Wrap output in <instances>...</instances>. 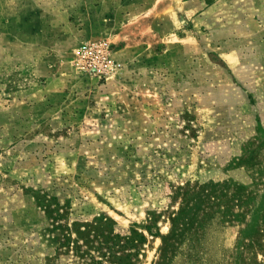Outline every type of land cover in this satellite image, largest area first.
<instances>
[{
	"label": "rangeland",
	"instance_id": "obj_1",
	"mask_svg": "<svg viewBox=\"0 0 264 264\" xmlns=\"http://www.w3.org/2000/svg\"><path fill=\"white\" fill-rule=\"evenodd\" d=\"M131 231L264 264V0H0V264Z\"/></svg>",
	"mask_w": 264,
	"mask_h": 264
},
{
	"label": "trees",
	"instance_id": "obj_2",
	"mask_svg": "<svg viewBox=\"0 0 264 264\" xmlns=\"http://www.w3.org/2000/svg\"><path fill=\"white\" fill-rule=\"evenodd\" d=\"M153 236H158V233ZM162 239L164 247L166 238ZM121 240L124 243H121ZM144 240V236L138 235L135 231H131V234L126 237L112 233L108 235L97 233L92 237L90 234L86 235L81 243L76 242L73 247L74 255L78 259L76 264H132L133 257L131 253H128V247H133L134 242L143 243ZM94 253L97 254L99 260L96 259Z\"/></svg>",
	"mask_w": 264,
	"mask_h": 264
}]
</instances>
